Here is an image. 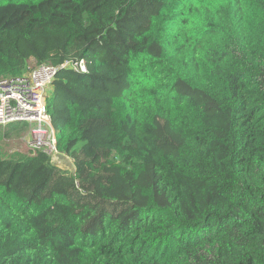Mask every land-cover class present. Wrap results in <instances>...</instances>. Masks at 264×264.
<instances>
[{"label": "trees", "instance_id": "trees-1", "mask_svg": "<svg viewBox=\"0 0 264 264\" xmlns=\"http://www.w3.org/2000/svg\"><path fill=\"white\" fill-rule=\"evenodd\" d=\"M30 60L76 169L0 126V264H264V0H0Z\"/></svg>", "mask_w": 264, "mask_h": 264}, {"label": "built area", "instance_id": "built-area-1", "mask_svg": "<svg viewBox=\"0 0 264 264\" xmlns=\"http://www.w3.org/2000/svg\"><path fill=\"white\" fill-rule=\"evenodd\" d=\"M63 67L88 72L84 58L67 60L61 65ZM59 68L35 62L20 75L0 77V126L19 122L29 124L30 148L45 151L51 161L61 167L59 158L66 154L58 147V132L53 126L48 106Z\"/></svg>", "mask_w": 264, "mask_h": 264}, {"label": "rangeland", "instance_id": "rangeland-1", "mask_svg": "<svg viewBox=\"0 0 264 264\" xmlns=\"http://www.w3.org/2000/svg\"><path fill=\"white\" fill-rule=\"evenodd\" d=\"M34 64H35V61L30 60L28 62V67L30 65L33 66ZM8 125L9 124L2 126V127L5 128ZM26 125L27 127H25V129L22 132L16 133L12 135L11 137L2 139L1 145L6 155H12L18 152L29 153L31 151V148L29 145V140L31 139V126L29 124H26ZM59 161H60L59 165L61 166L62 169L68 170L70 172L75 171L76 168H75L74 160L70 155L66 154V156L59 158Z\"/></svg>", "mask_w": 264, "mask_h": 264}]
</instances>
